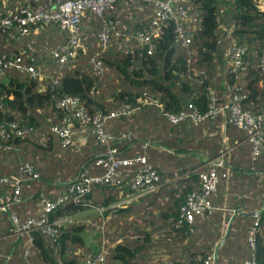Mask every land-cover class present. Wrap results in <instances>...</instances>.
<instances>
[{
  "label": "trees",
  "instance_id": "obj_1",
  "mask_svg": "<svg viewBox=\"0 0 264 264\" xmlns=\"http://www.w3.org/2000/svg\"><path fill=\"white\" fill-rule=\"evenodd\" d=\"M44 2L47 0H0V14H15L20 8L33 9ZM182 5L188 14V20L184 24L189 36L187 45L175 42L173 21L167 20L159 24L157 31L151 35L154 48L150 54H146L144 47L137 44L133 37L122 41L123 44L117 47L118 42L123 40V34L117 38L112 35L109 46L101 50L95 40V33L101 23L85 14L77 27L78 45L74 55L61 66L49 58L46 64L40 65L38 56L43 55L41 48H51L68 38L69 33L64 27L53 23H36L29 25L27 33L22 35L15 31L13 23L2 28L0 55L15 54L19 48L29 45L31 48L26 50L23 61L28 62L31 57L33 64L46 74L38 80L20 73L15 68H7L3 70L0 78V126L14 123L17 126L31 127L30 132L24 136L9 134L0 137V178L8 180L6 183H0V205H8L19 226L27 218L38 217L39 194L46 195L48 191L53 194L64 192L72 183V179L84 170L91 176L101 173V169L93 162L98 155L103 154L106 146L97 143L88 128L84 129L77 121L70 119L72 139L64 149L59 147L58 139L50 131V126L59 123L65 116V113L56 107V102L62 97L70 96L75 97L90 115L118 113L116 117L106 121L105 129L114 137L120 133H130L129 141L114 139L109 144L118 150L119 156L131 157L137 152H142L141 143H148L150 140L156 144H147V161L156 169L160 178H163L162 172L152 159L167 155L163 146L175 154L167 157L169 161L166 160L173 166L170 171L175 170L180 175L177 182L179 190H175L177 194L166 190L161 192L159 185L147 196H151L148 204L143 205L140 202L137 205L106 208L100 214L96 211V215H86L85 218L99 221L105 219L110 221L106 224L107 227L113 225L117 229L122 221L121 217L122 223L125 224L128 218L136 219L147 213L163 225L164 233L174 238L168 243L178 249L177 254H174L176 257L170 252L166 253L172 264H202L211 249L205 236L201 240L200 228L197 229V225L208 220L214 224L213 231L218 229L221 212L214 204V196L218 189L220 192L223 188L229 189L228 192L235 189L229 180L231 181L232 175L237 172V175L241 176L239 189L243 188L247 193L235 199L232 209L242 210L236 202L240 203V200L245 199L254 204L256 201L257 212L253 217L237 214L235 221L233 218L229 221L224 237L220 239L219 235L215 236V239L219 238L220 241L215 250V264H242L251 256L255 264H264V185L263 189H257L256 182L257 177H264V128L263 145L259 154L251 159L250 144L244 139L243 132L230 126L237 132L239 140L226 139L225 145L230 147L226 156L229 164L228 175L224 176L225 166L216 168V188L210 196L213 208L195 217L190 226L181 225L180 228L174 229L178 208L185 195L198 188V164L192 162L191 155L186 154V151L209 150L208 156L216 157L224 148V144L216 136L202 135V130L207 125L215 126L218 117L196 124L190 120L177 123L167 120L168 114L186 111L188 105L197 114L205 113L210 98L215 101L227 100V88L231 86L241 87L243 98L240 104L243 109L250 113H264V65L261 67L257 61L264 45V0H183ZM151 8V2L137 0L135 3H125L120 0L104 18L120 20L115 29L121 33L133 34L138 30L149 32ZM89 23L90 30L86 28ZM85 32H89L91 37ZM82 37L89 38L82 40ZM231 45L244 49L241 69L233 67L229 57ZM94 61L100 63V73L94 70ZM54 78L55 84L52 83ZM40 85L42 90L39 89ZM221 86L224 87L223 95L226 97L219 96ZM127 108L133 110L129 114L120 113ZM111 120L117 121L119 130L107 129ZM121 125L124 126L121 128ZM133 125H140V128L133 130ZM153 132L155 135H152ZM145 134L148 136L145 137ZM242 144H246L247 158L243 162H237L240 149L244 146ZM64 152L63 156L58 155ZM182 153L184 157H175ZM62 162L68 163L70 167L64 169ZM23 164L30 165L37 172L38 178L29 180L26 175H20L19 167ZM19 175L22 179L18 189L19 200L12 202L11 181ZM262 181L264 183V178ZM120 188L110 184H92L81 201H68L56 206L47 214L48 222L59 223L56 234L52 237L37 229L28 230L29 241L24 234H12L13 227L8 214L0 211V264L2 261L16 264L11 259V253L18 248L19 240H26V243L20 247L21 256L17 264H82V256L90 251L83 238L86 224L78 222L76 216L87 208L109 205L116 199ZM249 192H256L257 200L250 199ZM162 194L167 197L163 202L164 208L156 199ZM88 201L95 206L88 205ZM221 202L218 199L219 205ZM146 208H149L148 212L145 211ZM152 210L156 211L155 214ZM226 216L228 215L225 214V224L229 220ZM2 218L5 220L2 221ZM255 219L256 225L253 224ZM148 223L152 225L153 222ZM189 227L191 231L188 230ZM252 227L255 228L253 249L248 246L247 241L248 232ZM120 228L123 231L126 226ZM133 229L136 234L134 238L115 242L108 248L106 264L143 263L155 242L146 232ZM2 233L13 239V245H10L5 253H2ZM238 237H241L240 247L235 245ZM105 240L108 241L106 238ZM98 243L99 240L96 241L97 246ZM243 248L246 252L241 256L239 249ZM77 250L79 251L76 254Z\"/></svg>",
  "mask_w": 264,
  "mask_h": 264
},
{
  "label": "built area",
  "instance_id": "obj_2",
  "mask_svg": "<svg viewBox=\"0 0 264 264\" xmlns=\"http://www.w3.org/2000/svg\"><path fill=\"white\" fill-rule=\"evenodd\" d=\"M120 0H47L33 9L20 8L15 14L8 12L5 15L0 14V31L4 27H8L11 23L15 25V31L19 34H26L29 25L40 23L47 25L50 23L59 27H64L69 35L68 38L61 43L56 44L51 48H41V53L51 59L56 65L61 66L68 62L74 55L78 45L77 27L80 19L85 15L98 20L101 24L95 33V40L101 50L107 48L110 44V37L115 38L120 36L123 40L118 42L117 47L123 44L122 41H128L133 37L137 44L144 47L146 54H150L154 48L151 40V35L157 31L159 24L163 21H173V32L175 34V42L181 45H187L189 42L188 32L184 28L188 20L187 9L182 5L183 0H143L151 2V16L149 18V32L138 30L136 33L119 32L115 29L120 23L117 19H105V14L113 9L116 2ZM125 3H135L137 0H123ZM13 35V34H12ZM31 47L25 45L24 48H19L17 53L9 55H0V78L3 75V70L7 68H15L20 73L40 80L46 74L41 68L35 66L30 57L29 61H23V55L26 50ZM244 49L240 46L231 45L229 48V57L231 58L234 69L242 68V55ZM259 65H264V45L260 49L257 59ZM96 73H100L101 65L98 61L93 63ZM56 83V79L52 80ZM228 95L225 101H215L210 98V103L207 110L203 114H197L190 105L186 111H180L176 114H168L167 120L170 123H177L183 120H190L196 124L205 119L222 118L224 125H229L240 129L244 134V139L250 144V158L254 159L260 152L263 145L262 129L264 128V113H250L241 107L240 100L243 98L240 86H231L227 88ZM56 107L65 113L63 119L56 124L50 126V131L56 136L59 142V147L64 149L69 145L72 139V122L70 119L77 121L82 128H88L89 133L95 141L106 146L103 154L98 155L93 164L101 169L99 175H88L84 170L78 173L69 184L64 192L53 194L46 192V195L39 194V215L37 218H27L19 226L17 219L8 209V205H0V211L8 214V219L13 227L12 234L26 236L29 241L28 230L37 229L46 235L52 237L56 234L59 223L48 222L47 214L56 206L65 202L81 201L86 193L90 190L92 184H110L121 187L117 193L116 199L106 206L88 205L93 207L97 213H101L106 208H116L119 206L135 203L136 201L147 197L154 192L160 185L161 178L156 169L147 161L146 147L147 142H142L140 147L142 152H137L131 157L119 156L118 150L114 146H110V142L114 139L130 140V133H120L117 137L111 135L105 129V123L109 118L116 117L117 112H109L108 114H88L85 109L79 104L75 97L65 96L56 102ZM1 108V105H0ZM133 109H123L121 114H129ZM29 126H17L14 123H8L0 126V137L2 136H24L30 132ZM230 148L223 149L216 157L207 159L204 163V168L197 170L198 188L187 193L183 203L178 208V218L173 225L174 229L180 228L181 225H191L197 216H201L204 212L210 211L213 206L210 202V196L215 192L217 183L216 168L225 166L224 176L227 177V160L226 156ZM20 175H26L27 178H38L37 172L28 164H23L19 167ZM16 176L11 181L12 184V202H17L19 185L22 182L21 177ZM6 178H0V183H6ZM124 187V188H123ZM103 223L105 219H100ZM257 219L254 220L256 225ZM189 231L192 229L189 227ZM102 227H100V232ZM254 231L252 227L248 232V246L253 249L254 246ZM113 244H109L104 235L101 233L97 251L95 253H87L82 256V264H106L108 248ZM77 254L78 251H75ZM154 257V256H153ZM161 259V260H160ZM158 264H172L168 256L160 257ZM143 264V263H142ZM202 264H215V252L206 256ZM242 264H255L253 256L245 260Z\"/></svg>",
  "mask_w": 264,
  "mask_h": 264
},
{
  "label": "crops",
  "instance_id": "obj_3",
  "mask_svg": "<svg viewBox=\"0 0 264 264\" xmlns=\"http://www.w3.org/2000/svg\"><path fill=\"white\" fill-rule=\"evenodd\" d=\"M38 58L40 60V65L46 64V62L48 61V57L45 56V55L38 56ZM39 89L42 90V86L41 85H40ZM219 90H220V93H222V94H220L218 92L219 96L220 97H222V96L226 97V95H223L224 94L223 93L224 92V87L223 86L219 87ZM116 123H117V121L111 120L108 123V127L106 126L107 129L110 130V131H116L118 129L117 126H116ZM214 125H215L214 127H210L209 125H207V127H205L202 130V135L205 136V137H209V136H212V135L216 136L218 138V140L222 144H224V148L223 149L230 148V147L227 146V144L225 145V142H226V139H228V140L231 139V138L238 139L237 138V132L234 131L235 129L230 127L229 125H224L222 123V118L221 117H218L216 119ZM123 126L124 125H121V128ZM138 128H140V125L139 126L133 125V127H132L133 130L134 129L136 130ZM152 135H155V132H153ZM147 136L148 135L145 134V137H147ZM174 138H176V136H174ZM138 139L140 140V138H138ZM148 143L149 144L152 143V145L156 144L154 142H151L150 140H148ZM242 145H244V146L240 149L241 152H239V155H238V157L236 159L237 162H243V160L245 158H247V153L245 151V149H246L245 145L246 144H242ZM163 148H164L165 152L167 153V155H164L163 157H159V158L155 157V158L152 159L153 162L157 165V168L162 172V175H163V178L161 179V184H160L161 187H160L159 191L161 190V192H162V190H166V191H172V192H174V194H177V191H175V190H179V185H178L177 182H178V180L180 178V175H178L175 170L170 171L171 169H173V166L169 165L168 162H167V161H169V160H167V157L175 155V154L173 153L172 150H170V149H168V148H166L164 146H163ZM183 154L184 153L179 154V155H177L175 157H180V156L184 157ZM186 154L191 155L190 159H193L192 162L198 164L197 169L198 168L199 169L200 168H204L205 161L207 159H212L214 157V156L213 157H211V156L209 157L208 156L210 154L209 150L201 151V150H198V149H188V151H186ZM226 164H227V166L229 165L228 162H226ZM168 173H170L171 175L170 176L165 175V174H168ZM243 174H246V173L243 172ZM240 178H241V176L237 175V172L234 173L232 175L231 181L229 180V182H231V184L235 187V189H232L229 192H228L229 189L227 190V188H223V190L221 192H220V189H218L216 194H215V196H214V201H215L214 204L216 205L218 210H220V212H221V214H220L221 215V220H220V225H218V229L213 231L212 230V226L214 224L211 221H208V220L203 221V223H200V224L197 225V229L200 228L199 230H200V233H201V235H200L201 236V240H203V237L205 236V238L207 240V243H210V248L209 249H211V251H213V252H215V250L218 248L219 242H220L219 238L215 239V236L219 235L218 237H220V239L222 237H224L223 235L226 234L227 229L229 227V223H230L229 221L232 218L235 221V219L238 218L237 214H241L242 216L253 217V215H249V214H246V213H248V212H255L256 213L257 212L256 211L257 208L255 206V204H256L255 200H257L258 196H257L256 192H253V194H252V192H249V197H250V199H254L255 204L252 203L250 200L243 199V200H240L241 201L240 203H238V201L236 202V205H239L242 208V210H236L235 211L234 209H232V207H233L232 205L235 202V199H238V197H241V195L243 197V195L245 196L246 193H247V192H244L243 188H241L242 190L239 189V187H240L239 184L241 183L240 182ZM263 178L264 177H262V176L257 177V179H256V182L258 183L257 189H263V185H264V183L262 181ZM166 198L167 197L165 196V194H162L160 196V198H156L157 201H158V204L163 205V208H164L163 202L166 201ZM150 199H151V196H149L147 198H142V199L136 201L135 203H131V204L137 205L140 202H142L145 205L146 203L148 204L151 201ZM218 199H220L222 201L221 202L222 204H220V205L218 204ZM149 208H151L150 205H149ZM232 211H234V212H232ZM225 214L228 215V217L226 216L227 219L229 218L227 224H225L226 223L225 222ZM255 216H256V214H255ZM3 220H5V218H2V221ZM148 222H153L152 224L160 225V223L158 221H148ZM2 226H3V224H2ZM152 226L153 225H151L149 223H146V225L143 226L144 232H146L149 236L151 235L150 233L154 230ZM231 230L233 232L235 231V229H231ZM11 237H13V236H11ZM152 238H157V236L154 235V236H152ZM165 240H166V242H170L169 240H171V239L166 238ZM240 241H241V237H238V239H236V242H235L236 247L237 246L238 247L241 246V244L239 245ZM203 242L204 241H201V243H203ZM25 243H26V240H21V242H20V240L17 241L18 248H15L14 251L11 253V256H12L11 259L13 261H15L16 264L20 260V256H21V252H19L20 251V247L25 245ZM95 243H96V239H95ZM197 244H198V242H197ZM10 245L11 246L13 245V239L7 237L4 233H2V253H5L7 251V249H9ZM93 248H94L93 246L91 247V249L89 248L90 253H95V251L97 250V249L95 250ZM155 249H156V247L154 246V244L151 245L150 250L148 251V253L154 252ZM168 252H169L168 250H162L160 252L161 253V257L162 256L163 257L164 256H168L167 255ZM239 252H240L241 256H243L244 253L246 252V250H245V248L239 249ZM179 256H181V255H179ZM5 257L7 258V256H5ZM154 262H156V261H154ZM2 264H7V262L2 261Z\"/></svg>",
  "mask_w": 264,
  "mask_h": 264
},
{
  "label": "rangeland",
  "instance_id": "obj_4",
  "mask_svg": "<svg viewBox=\"0 0 264 264\" xmlns=\"http://www.w3.org/2000/svg\"><path fill=\"white\" fill-rule=\"evenodd\" d=\"M89 25H90V23L88 24V26L86 28L87 29L89 28V30H90L91 26H89ZM80 32L82 33V30ZM85 33L87 35H89V37H91L89 32H85ZM82 36H84V35H82ZM89 37H86V38L82 37L83 38L82 40L88 39ZM46 67H47V65H46ZM65 152L58 154V155L63 156L62 154H65ZM62 164L64 166V169H67L70 167L68 163L64 164L62 162ZM60 173H62V172H60ZM145 211L148 212L149 208H146ZM151 212L153 214H155L156 211L153 210ZM90 214L96 215V210L93 207L87 208L85 211H82L76 217H77L78 222H80L82 224H86V230L83 234L85 245L88 246L89 248H91L93 246L94 247L93 249H95V250L97 249V244L94 243V241H95L94 239H96V241L99 240L100 234L101 233L103 234V232H104V237L108 240L107 242L109 244H114L115 242H118V241H124L126 239L130 240V239L134 238L136 236V234H135L133 228H137L139 231H144L143 226L146 225V223H148V221H156L154 216H150L147 213L141 214L136 219L128 218L125 224L122 223L123 219L121 217L120 220H122V221H121L120 225H118V228L115 229L113 227V225H111L110 227H107L106 224H108L110 221H104L102 223L101 221H99L97 219L93 220L92 218H85L86 215H90ZM123 226H126V229H124L122 231L120 227H123ZM100 227H102L101 232H100ZM152 227L154 230L152 231L153 233L152 232L150 233L151 234L150 239L154 240V242H155L154 246L156 247V249L152 253H147L144 260L142 261L143 264H149V263L150 264H158L160 261L159 259L161 257L160 252L162 250H168L171 254H173L174 257H176L174 254H177L178 249L176 248V246H172L170 243L166 242V240H165L166 238H168V239H174V238L171 237V235L164 233L163 225H155L154 224ZM154 227H156V228H154ZM97 235H99V237ZM154 235H156L157 238H152V236H154ZM170 257H172V256H170ZM154 261H156V262H154Z\"/></svg>",
  "mask_w": 264,
  "mask_h": 264
},
{
  "label": "water",
  "instance_id": "obj_5",
  "mask_svg": "<svg viewBox=\"0 0 264 264\" xmlns=\"http://www.w3.org/2000/svg\"><path fill=\"white\" fill-rule=\"evenodd\" d=\"M246 214H249V215H253V216H255V212H248V213H246Z\"/></svg>",
  "mask_w": 264,
  "mask_h": 264
}]
</instances>
